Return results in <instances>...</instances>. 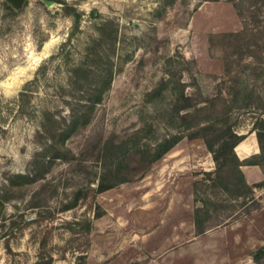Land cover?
I'll return each instance as SVG.
<instances>
[{"label": "rangeland", "instance_id": "obj_1", "mask_svg": "<svg viewBox=\"0 0 264 264\" xmlns=\"http://www.w3.org/2000/svg\"><path fill=\"white\" fill-rule=\"evenodd\" d=\"M5 3L0 264H35L41 254L53 264H243L264 246V180L248 184L233 154L217 163L172 112L185 94L210 107L198 118L259 145L264 0H29L21 10ZM67 7L82 13L77 31ZM91 84L105 92L90 122L60 142L64 158L43 179L11 186L51 145L45 113L64 129ZM181 133L140 177L148 165L140 152ZM118 158L126 168L114 181L132 180L99 193ZM255 160L264 172L261 150Z\"/></svg>", "mask_w": 264, "mask_h": 264}, {"label": "trees", "instance_id": "obj_2", "mask_svg": "<svg viewBox=\"0 0 264 264\" xmlns=\"http://www.w3.org/2000/svg\"><path fill=\"white\" fill-rule=\"evenodd\" d=\"M6 7L10 6L5 3ZM66 12L69 16L74 17L75 31L80 29L82 13H79L74 7H67ZM78 73V70L75 71ZM102 73V72H101ZM87 74V73H86ZM78 75V74H77ZM82 89L83 98H88L87 102L79 103V109L73 111L68 122L65 120L66 127L59 129L54 125L58 124L59 121L54 119L53 114L45 113V122L43 123L44 133L49 136L51 145H48L42 154L35 159L33 164V171L30 174L23 175L17 174L10 177L9 182L11 186H16L18 184H29L31 182L43 179L46 174V169L51 165L52 162L64 158V150L60 148V142L65 141L69 138L73 132L78 130L81 126L87 125L92 116V111L96 104L102 100L103 93L105 89L100 86L84 87ZM182 100L186 103L184 105H177L172 110L173 114L181 119L182 130L190 132L189 138H203L205 143L211 153L214 154V159L218 163L221 156L234 155L240 166L243 165H253L260 166L261 163L256 161L258 155L252 156L244 161H240L236 154V147L242 143L245 139V135H241L236 131H233L231 127H219L215 118L200 119L198 116L204 111L210 109L208 105L200 107L195 105L192 101V97L182 95ZM212 107V106H211ZM54 122V123H53ZM255 132L257 140L260 146L261 154L264 153V118L255 125ZM183 136L181 134L173 135L159 141L154 149H146L140 152L142 162L147 163L146 170L141 174L140 177L145 176L147 171L151 166L164 158L167 154L172 152L174 148L181 142ZM63 147V145L61 146ZM119 158L117 159V161ZM117 166L109 170V173H105L98 186V192L102 193L116 187L121 182H126L132 180V178H124L122 181H114L113 178H117L124 170L125 166L120 160ZM129 167V166H128ZM46 168V169H45ZM245 182V181H244ZM74 202L72 205L68 206L67 210L74 208L77 205ZM1 203V202H0ZM253 260L256 264H262L264 260V246L252 254ZM53 257L41 254L38 261L35 264H53Z\"/></svg>", "mask_w": 264, "mask_h": 264}, {"label": "crops", "instance_id": "obj_3", "mask_svg": "<svg viewBox=\"0 0 264 264\" xmlns=\"http://www.w3.org/2000/svg\"><path fill=\"white\" fill-rule=\"evenodd\" d=\"M240 147H242L241 152H239ZM259 152L260 148L255 140H245L236 147V154L240 161L258 155ZM240 170L244 174L247 183L250 185L264 180V172L259 166L243 165L240 167ZM252 254L253 252H251L250 256L243 262V264H255Z\"/></svg>", "mask_w": 264, "mask_h": 264}, {"label": "water", "instance_id": "obj_4", "mask_svg": "<svg viewBox=\"0 0 264 264\" xmlns=\"http://www.w3.org/2000/svg\"><path fill=\"white\" fill-rule=\"evenodd\" d=\"M9 5H11L14 9L16 10H21L26 3L29 0H5ZM47 4L50 6L51 4H53L52 2H47ZM14 90V89H13Z\"/></svg>", "mask_w": 264, "mask_h": 264}, {"label": "bare ground", "instance_id": "obj_5", "mask_svg": "<svg viewBox=\"0 0 264 264\" xmlns=\"http://www.w3.org/2000/svg\"><path fill=\"white\" fill-rule=\"evenodd\" d=\"M14 82H15V85H18L20 81H18L17 79H15ZM241 151H242V147L239 148V152H241Z\"/></svg>", "mask_w": 264, "mask_h": 264}]
</instances>
